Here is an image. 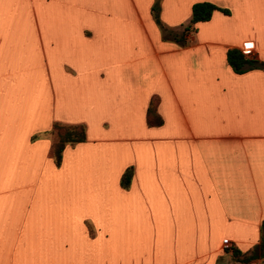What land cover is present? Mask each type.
Here are the masks:
<instances>
[{
  "label": "crops",
  "instance_id": "1",
  "mask_svg": "<svg viewBox=\"0 0 264 264\" xmlns=\"http://www.w3.org/2000/svg\"><path fill=\"white\" fill-rule=\"evenodd\" d=\"M195 1L0 0V264H244L232 248L264 236V0H205L182 32ZM53 123L84 128L58 165Z\"/></svg>",
  "mask_w": 264,
  "mask_h": 264
},
{
  "label": "trees",
  "instance_id": "2",
  "mask_svg": "<svg viewBox=\"0 0 264 264\" xmlns=\"http://www.w3.org/2000/svg\"><path fill=\"white\" fill-rule=\"evenodd\" d=\"M157 8L156 2L152 5V9L154 11V18L156 19L157 23H159L157 16L155 14V9ZM218 7L209 2V1H195L191 4V14L189 17L188 22L183 26L181 29L182 32L191 28L192 24L198 20L207 19L211 11ZM223 11H226L224 8H219ZM163 28V27H161ZM226 61L228 64L234 69L239 70L244 62H250L249 59H246L242 56V54L235 48H231L226 52ZM264 65V61L260 62ZM154 97L151 98L150 104L147 108V113L154 112ZM152 103V104H151ZM157 121L158 118H157ZM52 127L55 128L57 133V140L51 143V153L52 159L55 164H59L61 158V150L65 143H73L75 141H80L84 139V128L81 124H71V125H64L59 123H53ZM129 180V168H126L120 177V184L122 186H126ZM261 225L264 226V219L261 221ZM232 254L234 259L243 262L244 264H248L249 260L254 257H259L264 259V236L260 237L258 245L247 249L244 251L239 250L238 248H232Z\"/></svg>",
  "mask_w": 264,
  "mask_h": 264
},
{
  "label": "built area",
  "instance_id": "3",
  "mask_svg": "<svg viewBox=\"0 0 264 264\" xmlns=\"http://www.w3.org/2000/svg\"><path fill=\"white\" fill-rule=\"evenodd\" d=\"M221 246L223 248H227L229 246V241L227 239H224L222 242H221Z\"/></svg>",
  "mask_w": 264,
  "mask_h": 264
},
{
  "label": "rangeland",
  "instance_id": "4",
  "mask_svg": "<svg viewBox=\"0 0 264 264\" xmlns=\"http://www.w3.org/2000/svg\"><path fill=\"white\" fill-rule=\"evenodd\" d=\"M263 235H264V230H263ZM261 260H262V262H264V259L263 258Z\"/></svg>",
  "mask_w": 264,
  "mask_h": 264
}]
</instances>
